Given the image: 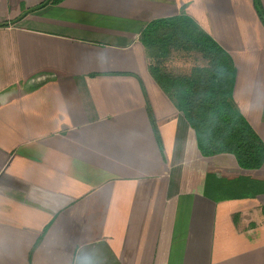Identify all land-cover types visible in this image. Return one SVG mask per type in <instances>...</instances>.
I'll return each instance as SVG.
<instances>
[{
    "label": "crops",
    "instance_id": "crops-1",
    "mask_svg": "<svg viewBox=\"0 0 264 264\" xmlns=\"http://www.w3.org/2000/svg\"><path fill=\"white\" fill-rule=\"evenodd\" d=\"M45 2L0 0V264H264V161L202 156L139 40L191 18L230 56L232 100L264 145L254 0ZM202 64L172 52L165 67Z\"/></svg>",
    "mask_w": 264,
    "mask_h": 264
},
{
    "label": "trees",
    "instance_id": "trees-1",
    "mask_svg": "<svg viewBox=\"0 0 264 264\" xmlns=\"http://www.w3.org/2000/svg\"><path fill=\"white\" fill-rule=\"evenodd\" d=\"M6 25L0 23V27ZM139 40L150 61V75L193 129L200 154H231L241 169H259L264 145L232 100L235 68L230 56L182 13L150 22ZM172 52L198 54L203 64L187 75H173L165 67Z\"/></svg>",
    "mask_w": 264,
    "mask_h": 264
},
{
    "label": "clouds",
    "instance_id": "clouds-1",
    "mask_svg": "<svg viewBox=\"0 0 264 264\" xmlns=\"http://www.w3.org/2000/svg\"><path fill=\"white\" fill-rule=\"evenodd\" d=\"M77 264H94V261L90 255H85L77 261Z\"/></svg>",
    "mask_w": 264,
    "mask_h": 264
},
{
    "label": "rangeland",
    "instance_id": "rangeland-1",
    "mask_svg": "<svg viewBox=\"0 0 264 264\" xmlns=\"http://www.w3.org/2000/svg\"><path fill=\"white\" fill-rule=\"evenodd\" d=\"M255 1V6H257V7H259V9H258V11H257V14L258 15H261V16H263V14H262V9H261V6H260V3H259V0H254ZM259 5V6H258ZM264 17V16H263ZM181 58H178V59H176V62H179V63H183V62H187V61H183V60H180ZM176 68H172V70L175 72V73H177L176 72V70H175ZM179 71H180V68H177Z\"/></svg>",
    "mask_w": 264,
    "mask_h": 264
}]
</instances>
